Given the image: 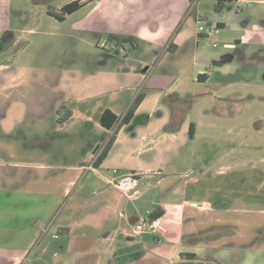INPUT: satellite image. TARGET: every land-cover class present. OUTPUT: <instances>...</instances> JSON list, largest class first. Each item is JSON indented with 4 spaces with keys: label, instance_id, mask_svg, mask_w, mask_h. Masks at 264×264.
I'll return each mask as SVG.
<instances>
[{
    "label": "rangeland",
    "instance_id": "obj_1",
    "mask_svg": "<svg viewBox=\"0 0 264 264\" xmlns=\"http://www.w3.org/2000/svg\"><path fill=\"white\" fill-rule=\"evenodd\" d=\"M69 1L0 0V218H11L9 223L0 220L4 227L0 248L5 249L0 255L10 258L7 264H168L150 249L138 261L109 262L105 255L85 253L88 246L79 236L70 239L54 228L37 237L25 258L17 261L15 257L28 244L24 236L20 242L18 235L26 221L18 218L24 211L22 202L33 201L19 191L25 185V164L41 158L36 153L45 154L44 159L52 154V160H63L72 150L77 154L87 138L99 135L96 127L84 122L85 117L94 118L98 106L122 109L131 90L127 83L135 84L130 79L134 76L143 78L138 87L149 100L167 92L162 101L167 110L172 106L167 98L176 96L173 91H184L180 97L184 103L176 106L184 111L181 122L197 126L191 149L200 152L205 148L212 157L232 151L230 157L251 159L249 212L252 218L261 217L264 164L260 167L257 161L264 157V2L239 1L218 13L215 2L201 0L198 15L195 10L180 18L178 32L188 37L186 42L176 51L163 52L136 38L119 45L105 33L88 31L83 23L79 28L86 9L67 16L64 22L48 16L49 10L60 14L59 7ZM198 20L212 31L211 36L199 31ZM104 42L108 49L99 46ZM200 71L210 80L200 82ZM119 85H124L123 91L116 90ZM145 113L144 109L141 115ZM129 126L122 129L140 133L146 127L135 121ZM37 144L50 149L43 153L33 148ZM253 230L246 243L249 251L195 250L201 258L188 264H264V232ZM159 239L161 243L154 241L151 247L165 245L164 238ZM69 240L70 249L61 245ZM185 247L195 249L194 245ZM207 255L226 262L207 260Z\"/></svg>",
    "mask_w": 264,
    "mask_h": 264
},
{
    "label": "crops",
    "instance_id": "obj_2",
    "mask_svg": "<svg viewBox=\"0 0 264 264\" xmlns=\"http://www.w3.org/2000/svg\"><path fill=\"white\" fill-rule=\"evenodd\" d=\"M73 1L82 4L78 12L88 10L77 26L80 28L83 23V27L94 33L130 36L138 42L146 41L153 47H161L163 52L176 51L188 39L178 31L180 18L190 13L191 0H72L59 9ZM155 54L161 55V52ZM111 55L110 51L106 52V57ZM210 78L203 71L199 72L200 82H207ZM130 79L135 84L127 83L131 84V90L122 109L120 107L117 111L112 106H98L94 118L85 117L84 122L96 127L99 135L87 138L85 147L82 146L77 154L72 150L63 160H52V154L46 155L44 159L45 154L36 153L37 158H41L25 164V185L19 191L33 201L22 202L24 211L18 218L26 221L18 235L20 242L24 236L28 244H25L23 251H18L23 254L15 255L17 261L26 257L24 254L38 241V236L47 234L52 228L58 235L64 234L70 239L79 236L81 242L88 246L85 253L90 256L105 255L109 262L112 259L133 261L130 254L137 251L143 253L141 260L150 249L168 264L199 261L201 256L195 250L247 252L249 248L246 243L251 230L264 232V211L261 212L263 218H252L249 212L251 159L230 157L232 151L220 157H212L205 148L200 152L191 149L196 141L197 126L193 137L189 133L191 124L181 122L176 129H169L173 121L172 107L169 110L162 108L167 92L149 100V96L138 87L143 78L134 76ZM123 86L119 85L116 90L123 91ZM173 92L179 99L184 95V91L179 89ZM141 93L145 94V98L135 118L124 125L130 128L129 125L134 121L135 124L146 125L139 129L140 133L123 130L120 123L113 130H107L101 125L100 117L105 110H111L121 120ZM144 109L148 113L141 115ZM158 110L162 112L157 113ZM71 116L72 113L69 118ZM112 137L115 141L110 152L103 163L95 167L98 155ZM39 146L43 145L37 144L33 148L43 153L50 149ZM262 164L264 157L257 161L258 166ZM128 174L139 175L137 196H126L111 183ZM235 175L238 180L234 179ZM158 211L163 212L158 219L162 220L166 232L136 234V226ZM8 213L16 214L10 210ZM1 219L8 220V223L11 220ZM3 230L4 227L0 226V231ZM161 237L166 241L165 245L151 247L154 241L161 243ZM187 244L194 245L195 249L185 247ZM61 245L70 249L73 244L69 240ZM0 251L5 249L0 248ZM182 253H193L196 260H187L181 257ZM246 257L243 255V261ZM8 259L2 253L0 264H7ZM206 259L226 262L219 261L214 255H207Z\"/></svg>",
    "mask_w": 264,
    "mask_h": 264
},
{
    "label": "trees",
    "instance_id": "obj_3",
    "mask_svg": "<svg viewBox=\"0 0 264 264\" xmlns=\"http://www.w3.org/2000/svg\"><path fill=\"white\" fill-rule=\"evenodd\" d=\"M211 1L215 2V9H216V12H218V13L222 12L225 9V7H227L228 5H232V4L237 3L239 1L264 2V0H211ZM191 2H192V0H191ZM81 8H82V4L79 1H73V2L65 5L60 10V14H55L54 12L49 10L48 15L54 17L59 22H63L67 15H72V14L78 12ZM132 39H134V38L130 37V36L121 37L118 35H109V40L110 41L115 40L117 42V44H119V45H122V43H128ZM128 40H130V41H128ZM131 44H133V43H131ZM133 47H135V44L133 45ZM144 98H145L144 93L139 94L134 99V101L131 103L126 114L123 116V118L121 120L111 110H109V109L105 110L100 117L101 125L104 128H106L107 130H113L114 127L118 123H120L119 125H121V126L128 125L135 118V113H136L138 107L140 106V104L142 103V101L144 100ZM167 99L170 100V102H171L172 113H173V121H172L169 129L174 130L181 124V120H182L183 115H184V111L182 109L181 110L177 109L176 105H178L180 103L182 104V103H184V101L179 99V98L173 97V96H169ZM69 114H71V112ZM189 133H190L191 137L194 136L195 125L193 123H191V125H190ZM114 141H115V138L112 137L107 142V144L105 145V147L103 148V150L98 155V157L95 161V164H94L95 167H99L103 163V161L106 159L108 153L110 152V150L114 144ZM162 215H163V212L158 211V212L152 214L150 216V219L155 220V219H158L159 217H161ZM142 254H143L142 251H137V252L131 253L130 254L131 259H133V261L139 260L142 257ZM181 257H186L187 260H192V261L196 260V255L193 253H182Z\"/></svg>",
    "mask_w": 264,
    "mask_h": 264
},
{
    "label": "built area",
    "instance_id": "obj_4",
    "mask_svg": "<svg viewBox=\"0 0 264 264\" xmlns=\"http://www.w3.org/2000/svg\"><path fill=\"white\" fill-rule=\"evenodd\" d=\"M201 0H192L191 6H190V12L197 11V15L199 14V11L197 9V6ZM199 25V31L200 32H206L205 25L200 23V20H198ZM212 31H207L206 36H211ZM215 47L216 45L213 44ZM102 49H108L107 43H102L100 45ZM91 168V167H90ZM113 185H115L119 190H121L126 196H137L139 186H140V180L138 174H128L125 176H122L117 181L111 182ZM166 229L163 226L161 219H155L152 220L150 218L142 220L135 229V233L140 235L143 233H165Z\"/></svg>",
    "mask_w": 264,
    "mask_h": 264
}]
</instances>
